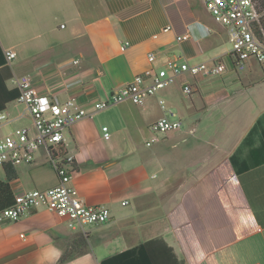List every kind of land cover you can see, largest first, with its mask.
<instances>
[{
  "label": "crops",
  "instance_id": "obj_1",
  "mask_svg": "<svg viewBox=\"0 0 264 264\" xmlns=\"http://www.w3.org/2000/svg\"><path fill=\"white\" fill-rule=\"evenodd\" d=\"M228 44L202 0H0L2 54L16 52L6 86L28 74L39 93L59 101L105 99L135 74L170 60L226 58ZM73 73L83 85L61 87L60 78ZM182 83L190 84V95ZM159 98L195 130L160 134L147 146L154 136L146 134L149 124L163 115ZM3 101L0 112L10 120L0 139L32 124L29 115L18 117L24 105L7 102L0 88ZM60 149L74 155L71 184L79 198L107 206L110 220L74 231L56 213L32 208L0 224V264H101L150 239H162L178 264H264V66L249 61L242 71L230 65L220 75L185 72L141 106L116 103L75 122ZM13 168L8 179L0 166V207L21 190L58 182L44 148ZM76 235L84 243L70 247ZM156 263L169 264L167 252Z\"/></svg>",
  "mask_w": 264,
  "mask_h": 264
},
{
  "label": "built area",
  "instance_id": "obj_2",
  "mask_svg": "<svg viewBox=\"0 0 264 264\" xmlns=\"http://www.w3.org/2000/svg\"><path fill=\"white\" fill-rule=\"evenodd\" d=\"M202 1L214 21L221 24L227 32L230 49L226 58L216 57L197 64L170 60L162 68L147 69L135 74L131 81L112 89L107 98L92 100L87 105L80 103L75 97L59 101L56 97L39 93L28 74L13 78V83L19 92L16 101L24 105V112L18 117L29 115L32 124L30 127L17 126L0 139V166L31 163L36 152L44 148L58 182L55 186L45 190H21L14 194L12 203L0 209V224L4 221H15L30 209L38 206L63 217L67 226L74 231L83 232L86 225L107 223L111 217L110 209L102 204H85L71 184L74 155L64 153L60 149L65 129L80 119L92 117L94 113L112 104L130 101L141 106L159 90L174 84L177 78L185 72L191 75H220L226 72L230 65L236 71H242L249 61H255L264 66V41L256 34V26L262 16L258 1ZM169 29L170 26L165 28V30ZM188 37L187 32L177 36L176 39L183 40ZM127 45L128 43L125 42L120 48L124 50ZM15 56L16 52L13 48L5 49L7 63H10ZM147 56L150 61L155 59L153 51ZM73 63H77V60ZM83 83V77L79 73H73L62 76L59 84L68 90L83 85ZM181 90L188 96L192 92V87L189 83H182ZM158 105L163 115L149 124V130L154 136L146 141L147 146L155 141L156 135L182 130L189 133L194 132V127L185 129L183 119L164 99L159 98ZM9 120L10 118L0 112V127ZM110 136L108 126L103 125L102 137L109 139ZM121 203L126 205L128 201Z\"/></svg>",
  "mask_w": 264,
  "mask_h": 264
},
{
  "label": "trees",
  "instance_id": "obj_3",
  "mask_svg": "<svg viewBox=\"0 0 264 264\" xmlns=\"http://www.w3.org/2000/svg\"><path fill=\"white\" fill-rule=\"evenodd\" d=\"M259 3L260 10L262 11V16L260 22L256 26L257 36L264 41V0H257ZM11 68L9 67L6 59L2 54V49L0 46V88L5 89V100L10 101L16 99L18 96L17 87L8 88L5 84L6 80L12 78ZM4 107V101L0 106V109ZM4 171L8 179L15 177V170L13 166L5 164L3 166ZM0 184H3L0 182ZM6 185V184H4ZM11 201L4 203L1 207L10 204ZM0 207V208H1ZM84 243L82 235H76L70 243V247L79 246ZM162 245L160 250L158 244ZM64 248V252L60 258V262L68 258L67 247ZM154 250V251H153ZM167 252V257L170 261L169 264H178L176 258L171 252V249L164 243L162 239H150L137 246L128 248L121 251L115 255L107 257L101 261V264H157L156 260L163 256V252Z\"/></svg>",
  "mask_w": 264,
  "mask_h": 264
},
{
  "label": "rangeland",
  "instance_id": "obj_4",
  "mask_svg": "<svg viewBox=\"0 0 264 264\" xmlns=\"http://www.w3.org/2000/svg\"><path fill=\"white\" fill-rule=\"evenodd\" d=\"M228 47H229V49H230V43L228 44ZM11 63H12V64L14 63V59L12 60ZM146 134H147V135L150 134V136L153 135V133H152L149 129H147V133H146ZM150 136H149V137H150ZM156 136L158 137L159 135H156ZM142 145H144V144L142 143ZM125 210H128V211H129L130 209H129L128 207H126ZM149 215H150V214H149Z\"/></svg>",
  "mask_w": 264,
  "mask_h": 264
}]
</instances>
